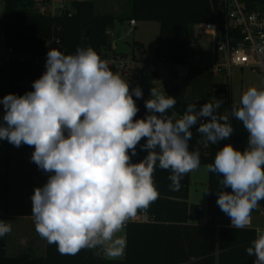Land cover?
Here are the masks:
<instances>
[{"label": "clouds", "instance_id": "obj_1", "mask_svg": "<svg viewBox=\"0 0 264 264\" xmlns=\"http://www.w3.org/2000/svg\"><path fill=\"white\" fill-rule=\"evenodd\" d=\"M45 68L32 91L0 99V140L34 147L31 161L50 174L31 196L35 230L62 255L100 248L119 258L126 239L118 234L159 197L156 167L170 170V187L179 190L183 176L201 165L199 148L190 150L192 128L199 125L204 147L231 136L229 116L215 114L224 101L190 104L177 118L167 114L175 97L152 87L145 101L148 115L135 119L139 108L133 97L142 98V89L130 88L91 47L73 54L51 48ZM230 116L248 132L247 146L226 144L205 167L223 177L216 203L230 226L244 229L264 201V88L244 91ZM138 145L147 154L134 163ZM11 231V224L0 220V237ZM246 253L255 257L254 264H264V230L256 229Z\"/></svg>", "mask_w": 264, "mask_h": 264}, {"label": "trees", "instance_id": "obj_2", "mask_svg": "<svg viewBox=\"0 0 264 264\" xmlns=\"http://www.w3.org/2000/svg\"><path fill=\"white\" fill-rule=\"evenodd\" d=\"M250 9L264 7V0H245ZM4 7V21L0 26L4 48H12L15 53L42 56L51 39L65 50L75 53L77 48L94 49L99 56H107L109 51L117 55L111 31L115 24L127 21H156L160 23L156 59H163L172 66L185 64L195 50L194 42L200 38L195 26L199 23L217 22L221 27L226 20L218 7V0H129L130 9L115 15L97 12L93 0H70L57 11L42 12L38 9L41 0H0ZM134 49L148 53L141 41H133ZM125 58V55H121ZM9 94L23 95L32 91V83L45 71L43 66H31L18 60L12 61ZM175 83L166 88L168 95L175 97V106L168 115L175 113L181 117L187 106L193 103L199 108L204 103L223 100L215 114L228 115L234 131L233 145L243 150L247 146L248 132L242 122L230 116L234 103L229 83H215L208 67H190L185 77L175 76ZM188 92V98L184 94ZM139 108L135 119L148 115L143 97H133ZM192 128L193 137L190 150L199 148L201 165L214 163L219 150L225 146L209 144L204 147L199 141L202 136ZM141 144L145 143L142 139ZM137 146L134 163L146 156ZM170 170L158 166L153 174L158 199L147 210L148 220L131 221L124 229L126 249L122 258L113 259L105 254H52L48 243L47 254H7L6 237H0V264H250L252 256L246 249L255 239L253 228L234 229L228 224V216L216 203L217 191L223 178L209 172L207 182V205L190 203V173L183 176L179 190L170 185ZM231 191V189H226ZM264 212V201L252 214Z\"/></svg>", "mask_w": 264, "mask_h": 264}, {"label": "rangeland", "instance_id": "obj_3", "mask_svg": "<svg viewBox=\"0 0 264 264\" xmlns=\"http://www.w3.org/2000/svg\"><path fill=\"white\" fill-rule=\"evenodd\" d=\"M70 0H49L45 7L38 6L42 12H55L62 5ZM97 1V12L121 14L122 10L128 11L129 0H93ZM121 7L120 11L113 9V6ZM125 12V11H123ZM4 21V7L0 6V26ZM196 30V29H195ZM160 31V23L156 21H138L136 27H131L128 23H116L111 31L113 45L117 55L113 51H109L105 60L111 70L122 77V68L114 57H122L125 55L127 62L132 60L133 56L142 60L138 64L139 79L142 82L143 98H150V90L156 87L161 92L164 91L168 95L167 89L175 83V76H179L180 67L169 64H161L155 57V49L158 46V36ZM120 33V38L117 34ZM141 41L144 43L148 53H142L138 49L133 48V41ZM197 48L190 56L189 61L194 65L210 64L212 38L201 32L200 38L194 42ZM5 48L3 45L2 34L0 33V99L9 94L10 89V65L3 62V54ZM199 57V60L196 58ZM155 64L156 71L150 70V65ZM128 73V70L126 71ZM157 75V77L155 76ZM215 83H226L225 75H213ZM231 88V96L234 103H239L241 95L249 87L264 88V74L260 72H252L250 69L232 68L229 82ZM188 98V92L184 94ZM3 108L0 105V122H2ZM34 147L21 145L15 147L7 140H0V205L2 198L6 199V206L11 211H28L32 208L31 196L34 194L36 187H42L50 174L40 170L35 163L31 161V155ZM206 165H200L198 170L190 172L191 183L189 188L190 203H199L207 205V182L209 172ZM4 196V197H3ZM257 225H264V216L257 215L255 220ZM106 256V255H105ZM108 257V256H107ZM110 258V257H109ZM119 258H122L119 257ZM115 258V259H119Z\"/></svg>", "mask_w": 264, "mask_h": 264}, {"label": "built area", "instance_id": "obj_4", "mask_svg": "<svg viewBox=\"0 0 264 264\" xmlns=\"http://www.w3.org/2000/svg\"><path fill=\"white\" fill-rule=\"evenodd\" d=\"M41 1H43V4H40V6L45 7L49 0ZM217 5L226 20L224 27H221L217 22L199 23L195 26L197 34L201 35L202 32L212 38L210 64L198 66L208 67L213 75H225L226 83L230 82L231 70L234 67L247 68L254 73L264 74V52L261 51V49H264V7L250 9L245 0H218ZM130 24L135 25L136 21L131 20ZM51 48H58L65 52L63 47L59 45L58 40L51 39L47 44L45 54L42 56L18 54L10 47L5 48L3 62L10 64L12 61L18 60L31 66L45 67L47 52ZM100 57L103 58L105 55ZM196 58L199 60L198 56ZM114 59L118 61L122 69L126 68L125 58L118 56ZM157 61L161 64H167L163 59H157ZM188 61L183 65H177L181 68L178 72L179 77H185L190 67L197 66ZM150 70L152 72L156 71L155 64L150 65ZM203 122H206V118ZM222 143L224 145L231 144L234 147L232 134L229 138L222 140ZM257 215L264 216V212L252 214L251 224L248 226V228L255 230V238L257 228L264 230V225H257L255 222ZM148 218V213L141 211L138 213L137 218L132 221H146ZM228 224L231 225L230 218H228ZM254 260L255 257L252 256L250 264H254Z\"/></svg>", "mask_w": 264, "mask_h": 264}, {"label": "crops", "instance_id": "obj_5", "mask_svg": "<svg viewBox=\"0 0 264 264\" xmlns=\"http://www.w3.org/2000/svg\"><path fill=\"white\" fill-rule=\"evenodd\" d=\"M96 5L97 4V1ZM113 9L116 11H120L121 7L113 6ZM130 9V5L128 7ZM127 12L126 10H122ZM129 11V10H128ZM131 27H136L135 25H131L129 21H127ZM117 37L120 38V33L117 34ZM3 38V36H2ZM106 57V56H105ZM103 57V58H105ZM127 62V59L125 57ZM143 61L133 56L130 62H127L126 68L122 70V78L129 84L130 88H135L139 86L142 89V82L139 79V67L138 64ZM198 66V65H197ZM128 70V73L126 71ZM157 77V75H155ZM4 197V196H3ZM31 209L28 211H11L6 206V199L2 198V203L0 205V220H3L7 223H10L12 226V231L5 235L6 237V250L7 254H19L21 252H29L31 254H47L48 253V242L41 238L35 230L34 220L31 216ZM122 235L125 239V232L123 230L122 233L118 234ZM52 254L53 252L56 254H60L57 250V246L52 245ZM78 254H105L102 249H84L81 250Z\"/></svg>", "mask_w": 264, "mask_h": 264}]
</instances>
